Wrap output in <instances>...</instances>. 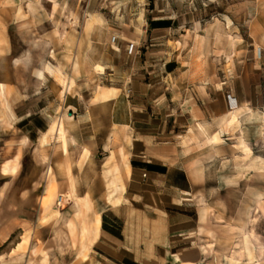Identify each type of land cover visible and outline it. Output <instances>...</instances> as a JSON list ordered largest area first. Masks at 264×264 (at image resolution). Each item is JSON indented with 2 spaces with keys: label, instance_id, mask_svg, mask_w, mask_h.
<instances>
[{
  "label": "rangeland",
  "instance_id": "obj_1",
  "mask_svg": "<svg viewBox=\"0 0 264 264\" xmlns=\"http://www.w3.org/2000/svg\"><path fill=\"white\" fill-rule=\"evenodd\" d=\"M34 1L39 4L36 8L34 2L28 0H0V14H4L5 19L0 23V34H8L6 40L0 41L10 45L7 52L0 50V78H6L10 60L23 54L14 34L23 31L26 4L31 11L41 12L46 20L41 31L48 34L50 41L61 28L65 32L70 26L62 21L61 16L73 14L77 1L80 18L90 19L89 28L94 33L88 39V46L93 44L92 53L87 56L79 54V60H89L99 69L102 68L99 65L105 66L101 74L103 79L97 81L100 75L95 76L96 82L89 87L88 95H95L97 99L98 96L114 95L120 89H130V94L137 96L143 117L151 119V122L145 121L143 127L152 140L164 142L176 138V135L189 137L198 148L193 152L196 162L213 159L211 156L215 153H212L213 144H210L213 140L209 137H218L215 143L220 151L216 154L222 157H217L209 169L212 178L209 185L216 187L215 195L219 196L211 198L209 203L219 204V212L223 215H216L222 219L213 215L210 218L222 223L219 226L210 222L201 225L195 211H189V221L185 222L189 227L188 240L197 248L192 251L191 259L195 261L185 264H264V210L259 206L257 196L259 191L264 192V0H57V5L52 0ZM60 1H66L67 8H62ZM74 15L78 14L75 12ZM77 26L80 29L81 24ZM34 33L38 34V31L34 29ZM209 35L212 40L206 38ZM114 37L117 38L115 44ZM56 40L60 42V34ZM83 45L84 41L80 39V46ZM58 47L55 51L49 46L47 68L50 70L48 74L54 73L61 80L59 71L57 74L53 71L60 63ZM184 49L186 56L183 54V60L187 63L184 68L188 72L185 88L184 92H174L165 63L169 58H178ZM216 68L221 70V76L213 71ZM99 83L110 85L111 91L100 89ZM50 84L40 93L31 90L29 97L23 96L16 86H0V95L12 94L15 101L20 100L15 103L18 111H37L39 98H45V104L41 102V107L45 105L44 114L55 117L60 105L56 94L60 91L52 82ZM81 109L84 110V105ZM234 111L239 121L231 118ZM78 113L81 114L80 110ZM101 122L95 123L98 133L79 135L81 163L78 169L85 180L80 183V192L84 193L87 186L92 185L86 182L92 179L95 196L102 198L104 178L108 179L109 188L114 186L117 189L122 184V171L107 152V145L114 147L117 138L112 143L99 127ZM195 122L207 123L215 134L210 136L209 129L207 134L201 133ZM173 127L175 133L168 132ZM239 136L250 142L251 151L241 148ZM34 157L33 153L27 154L26 172L37 170ZM44 172L42 174H46ZM29 185V181L20 178L12 182L9 189ZM139 198L136 205L140 211L134 216L142 222L144 248L159 244L160 249H166L169 240L156 223L160 215L147 208L146 196ZM99 200L98 207H104L103 199ZM75 201L78 205L73 215L75 220L69 214H63L64 206L56 201V223L61 222L63 229L53 234H56L54 239L61 260L50 262L40 258L41 264H121L124 251L117 243L107 241L104 248L101 244V247L93 246L99 233L95 222L97 215L90 201ZM146 217L152 218V223H148ZM243 222L244 229L252 233L248 240L250 254L244 249ZM207 229L211 233H207ZM209 240L215 241L216 246ZM146 264L177 263L164 260Z\"/></svg>",
  "mask_w": 264,
  "mask_h": 264
},
{
  "label": "crops",
  "instance_id": "obj_2",
  "mask_svg": "<svg viewBox=\"0 0 264 264\" xmlns=\"http://www.w3.org/2000/svg\"><path fill=\"white\" fill-rule=\"evenodd\" d=\"M28 1L34 2L35 8L39 5L34 0ZM60 6L67 8L68 5L66 1H60ZM25 8L27 14L22 17L25 23L23 31L14 34L22 46L23 54L10 60L6 78H0V86H16L23 96L29 97L31 90L40 93L52 82L59 88L60 93L56 95L60 105L53 117L43 112L45 105L41 107V102L45 104V98H39L37 111H18L15 103L20 100L15 101L12 94L0 95V151L3 154L0 158V264H41L40 258L50 262L61 260L57 240L54 239L56 234H53L63 229L61 222L56 223L54 212L59 195L63 196L62 213L69 214L73 220L78 210L75 200L90 201L92 210L100 220L96 227L98 238L93 246L101 244L104 248L107 241L117 243L120 250L124 251L120 258L121 264H146L164 260L175 261L177 264L194 262L191 259L192 251L197 247L189 242V227L185 224L189 221V211H195L201 225L210 222L219 226L222 223L214 222L210 215L204 220L200 219L201 208L211 204L209 200L217 195L216 187L209 185L212 181L209 169L217 157H222L216 154V151H220L216 140L210 143L213 144L211 151L215 154L209 162H196L193 152L198 148L189 137L176 135L172 140L153 141L143 127L144 122H151V119L143 117L137 96L131 95L128 88L120 89L114 95L98 96L97 99L95 95H88L89 87L96 82L95 76L100 75L97 81L103 79L101 74L105 66L99 65L102 67L99 69L89 60H79V54L87 56L92 53L93 44L88 46V39L94 33L89 28L90 19L80 18L77 1L72 9L73 14L61 16L62 21L70 26L66 28V34L60 29V42L56 40L59 34L53 35L54 38L49 41L48 34L41 31L46 20L39 10L31 11L28 4ZM75 12L78 14L76 17ZM28 17L33 19L32 24L26 23ZM4 21V14H0V23ZM78 24H81L80 29ZM34 29L38 34L34 33ZM7 35L0 34V39L6 40ZM206 38L212 40L213 37L209 35ZM80 39L84 41L83 46H80ZM49 46L55 51L60 46V63L56 64L53 71L56 74L59 71L61 80L54 73L48 74ZM9 48L10 45L5 41L0 43V50L5 49L7 52ZM185 52L184 49L178 58H169L165 63L166 72L172 77L174 92H184L188 75L184 68L187 65L183 60ZM213 71L222 75L219 68ZM210 76L209 81L214 75L212 78ZM131 83H135L134 79ZM98 87L111 91V86L104 83H99ZM82 105L84 110L81 109ZM96 120L102 121L99 127L103 129V134L111 138V142L117 138L114 147L112 144L107 145V152L122 171V184L117 189L114 186L109 188L108 179L104 178L102 198L95 196L92 179L86 181L92 185H88L84 193L80 192V183L85 180L84 174H80L78 169L81 163L79 135L98 133ZM202 123L206 132L199 128V122H195L198 131L207 134L209 129L208 134L213 136L214 131L207 123ZM168 132L175 133L174 127ZM253 149H257V146H253ZM28 153L35 156V172L25 171ZM47 167L49 172L46 173ZM44 170L46 174H42ZM20 178L29 181V187L9 189L10 184ZM67 192L69 195H66ZM141 192L143 195H140ZM145 196L147 208L160 215L156 223L169 240L166 249H160L159 244H151L146 249L142 244V222L134 215L140 211L136 201ZM99 199H103L104 207H98ZM214 209L216 214L223 215L219 212L218 203H214ZM52 214L54 217H51ZM146 221L152 223L153 219L146 217ZM209 241L216 246L215 241Z\"/></svg>",
  "mask_w": 264,
  "mask_h": 264
},
{
  "label": "bare ground",
  "instance_id": "obj_3",
  "mask_svg": "<svg viewBox=\"0 0 264 264\" xmlns=\"http://www.w3.org/2000/svg\"><path fill=\"white\" fill-rule=\"evenodd\" d=\"M54 1V4L57 5L58 2L57 0H52ZM26 23L28 24H32L33 23V19L31 17H28L26 19ZM231 118L235 121H239V117L237 115V112L234 111L232 112V115H231ZM54 125L55 123L53 124L52 126V129L54 128ZM199 128L203 131V132H206V129H205V125L203 123H199ZM218 137H209V140H217ZM239 144L241 146V148L246 151V152H249L251 151V148H252V145L250 144V142H248L244 136H239ZM257 196H258V204L259 206H261L264 210V192H261L259 191L257 193ZM207 215H213L215 216L217 219H222L220 216H217L216 213H215V209H214V204H209L208 206H205V207H202L201 210H200V219L201 220H204L206 218ZM96 227L99 226L100 224V220H99V217L97 215L96 217ZM241 227L243 228V233H244V237H243V242H244V249L245 251L250 254L251 253V247L249 245V237H251V232L250 231H247L246 229H244L245 227V222L242 223ZM240 227V228H241ZM207 233H211V230L207 229L206 230ZM254 237V235H253ZM35 253H36V250H35ZM30 264H36V263H30Z\"/></svg>",
  "mask_w": 264,
  "mask_h": 264
},
{
  "label": "built area",
  "instance_id": "obj_4",
  "mask_svg": "<svg viewBox=\"0 0 264 264\" xmlns=\"http://www.w3.org/2000/svg\"><path fill=\"white\" fill-rule=\"evenodd\" d=\"M116 42H117V38L114 37L113 38V43L115 44ZM133 47L134 46H131V49H133ZM128 91L130 92V89H128ZM62 202H63V196L62 195H59L58 198H57V203L61 205Z\"/></svg>",
  "mask_w": 264,
  "mask_h": 264
}]
</instances>
